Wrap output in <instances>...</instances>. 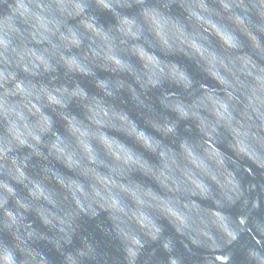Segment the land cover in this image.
Returning a JSON list of instances; mask_svg holds the SVG:
<instances>
[{
	"label": "clouds",
	"instance_id": "1",
	"mask_svg": "<svg viewBox=\"0 0 264 264\" xmlns=\"http://www.w3.org/2000/svg\"><path fill=\"white\" fill-rule=\"evenodd\" d=\"M0 264H264V0H0Z\"/></svg>",
	"mask_w": 264,
	"mask_h": 264
}]
</instances>
